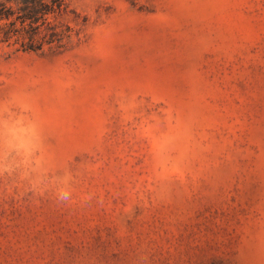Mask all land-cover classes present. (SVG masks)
Here are the masks:
<instances>
[{
    "label": "rangeland",
    "instance_id": "1",
    "mask_svg": "<svg viewBox=\"0 0 264 264\" xmlns=\"http://www.w3.org/2000/svg\"><path fill=\"white\" fill-rule=\"evenodd\" d=\"M0 43V264H264V0H65Z\"/></svg>",
    "mask_w": 264,
    "mask_h": 264
},
{
    "label": "trees",
    "instance_id": "2",
    "mask_svg": "<svg viewBox=\"0 0 264 264\" xmlns=\"http://www.w3.org/2000/svg\"><path fill=\"white\" fill-rule=\"evenodd\" d=\"M65 9V0H0V43L24 52L63 46L71 29L59 28L51 19Z\"/></svg>",
    "mask_w": 264,
    "mask_h": 264
}]
</instances>
